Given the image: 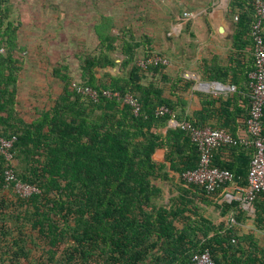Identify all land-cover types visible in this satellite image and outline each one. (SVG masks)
Here are the masks:
<instances>
[{"label": "trees", "instance_id": "1", "mask_svg": "<svg viewBox=\"0 0 264 264\" xmlns=\"http://www.w3.org/2000/svg\"><path fill=\"white\" fill-rule=\"evenodd\" d=\"M5 3L0 0V137L13 142L10 163L0 154V264H189L193 253L204 251L214 264H264V245L257 244L251 231L239 230L250 220L255 232L264 231V195L257 194L251 202V217L239 201L222 200L228 189H246L251 149L217 148L212 166L230 171L234 179L206 193L181 180L198 162L188 132L179 127L162 132L170 119L221 129L233 138L237 128H245L248 75L254 69L252 0H228L232 33L225 64H203L209 81L234 86L225 98L206 95L200 99V111L179 114L184 104L178 93L191 88L193 81L169 77L166 66L139 68L137 58L157 52L153 45L147 49L150 38L121 34L105 17L92 28L97 45L80 59V81L70 82L53 68L51 76L61 91L28 121L15 109L17 61L1 34ZM262 36L264 42V21ZM78 88L90 89L97 97ZM105 91L118 97L102 95ZM125 95L136 99V114L124 102ZM160 106L170 114L155 116ZM206 115L217 123L209 124ZM218 150L239 153L244 159L240 168L215 159ZM157 151H162L159 161ZM6 168L38 193L25 198L16 194L13 184L4 181ZM176 177L181 190L164 203L162 187ZM200 205L217 207L219 219L207 216ZM36 244L43 248L40 257L31 252Z\"/></svg>", "mask_w": 264, "mask_h": 264}, {"label": "rangeland", "instance_id": "2", "mask_svg": "<svg viewBox=\"0 0 264 264\" xmlns=\"http://www.w3.org/2000/svg\"><path fill=\"white\" fill-rule=\"evenodd\" d=\"M21 2L33 4L32 8L25 7V9L30 11V16L33 18L32 36L36 39L38 36L40 38L39 41L35 39L34 42H38L46 50L41 58L42 66H48L46 67L48 71L57 68L70 82L77 83L80 81L81 57L93 51L97 45V40L92 33L93 26L98 24L96 20L106 17L119 31L122 30L121 34L133 35L137 40L144 34L161 36V38L179 36V39L182 38L181 41L173 43V46L175 48L176 45L179 46L181 60L185 61L188 58L189 63H192L198 54L208 56L206 51L196 52L200 45L205 44L201 41L203 36L207 35L205 24L195 20V15L202 17L206 26L211 28L208 23V14L215 10L214 6L219 5L220 0H21ZM211 2H214V5H210ZM184 13L187 16H184ZM215 14L213 12L212 16ZM217 19L220 24L224 23L220 16ZM196 21L198 23L195 24ZM187 36L194 37L192 39ZM164 42V39L163 41L161 39L156 45L159 47V44L163 45ZM168 46L171 48V43H168ZM157 52L161 53L159 50ZM141 57L136 59V65ZM175 65L174 60L169 63L167 61L165 68L173 69ZM170 69L168 70L171 72ZM48 71L45 72L42 69L38 78L40 84L44 86V93L49 92L55 98L59 95L61 88L57 81L50 77ZM102 72L98 71L99 74ZM22 86L20 93L24 95L27 88ZM24 98L18 99L23 101ZM43 103L39 102L41 106ZM17 115L19 117L20 114ZM30 115L29 113L24 118L28 121ZM4 195L10 197L9 192H5ZM31 252L34 257H40L43 248L40 244H36L32 246Z\"/></svg>", "mask_w": 264, "mask_h": 264}, {"label": "crops", "instance_id": "3", "mask_svg": "<svg viewBox=\"0 0 264 264\" xmlns=\"http://www.w3.org/2000/svg\"><path fill=\"white\" fill-rule=\"evenodd\" d=\"M227 4H228V0H220L219 5L214 6L216 11L213 10L208 14L209 17L208 23L211 28L206 26L205 20L202 19V17L197 16L198 14L195 15V20L197 21L200 20L202 23L205 24L206 35H207V36H203V39L201 41L203 43L205 42V44L200 45L199 48L196 50V52L206 51L208 52L207 57L202 56V54H198L196 55L192 63H189L188 58L187 60L185 59V61H183L180 59L181 56H180L179 46L176 45V48L173 46V43L180 42L182 38L179 39V36H164V38H161V36L160 37L148 36L150 38V42L147 46V49H149L153 45L155 50L157 51L159 50L161 54H163V55L160 54L161 56L165 58L167 57L169 58V60L167 58L168 63L169 61L172 62V60H174L176 63L173 69L165 68V73L169 77H181L184 80L193 81V85L191 88L185 90V92L183 93H178V95L181 96L182 102L184 104L183 108L178 109V111H180L179 114L181 115L183 114L190 116L193 112L200 111L201 109L200 99L206 95L225 98L229 93L227 88L231 86L222 85L220 82H216V81H209V79L206 78V73L204 72L205 64L208 65L219 64L220 66H223L225 64L223 57L226 56L230 51V37H231L230 35L232 33V27H231V19L226 17ZM32 5H33L32 2H21V0H7V3H5L4 5L5 6L4 7L5 16L3 19L4 26L1 31L2 36H5L4 40L6 41V43L8 44V42H10L9 44L10 46H12L13 58L17 61L14 67L17 68L16 72H14V76L16 78L15 109L16 112L20 114L19 116L24 120H26L24 117H26V115H28L29 113L31 115L28 118L29 119L32 118V116L35 115L36 111L41 109V104H39V102L40 101L41 103L44 102L42 104L43 106L46 103L45 100L49 99L51 96L49 92L47 94L44 93V86L40 84V79L38 78V74L42 71V69L45 72L48 71L46 68L48 66H42V59H41L43 58V55H45L46 50L44 49V47L38 44V42H34L36 38L32 36L31 23L33 18L30 16V11L29 10L27 11L25 9V7L28 9L32 8ZM210 5H214V2H211ZM213 12L216 13L214 16H212ZM219 16L224 21L223 24L219 23L217 19ZM215 17L217 18L215 19ZM197 21L194 23L195 24L198 23ZM220 25L223 26L226 32L225 36H219L217 32V29ZM193 37L194 36H187V38H192V39ZM39 39L40 38L38 36L36 40L39 41ZM161 39L162 41L164 39L165 42L163 45L159 44L158 47L156 44H158V41ZM167 42L169 44L171 43V48L168 46ZM233 66L234 65H232V67ZM52 69L48 71L50 77H51ZM168 69H170L171 72ZM21 86L23 88L25 87L27 88L26 92H24L26 95L25 94L22 95V93H20ZM21 96L25 97L23 101L18 99V98L22 99ZM165 96L169 97L167 94H165ZM169 98L174 100V98L172 97ZM27 101L29 102L28 106H27ZM212 116H216V114H212ZM212 116L208 117L206 115L204 117L208 119L209 124L217 123V121ZM235 120L239 121L240 119L236 117ZM172 122L176 123L174 120H172ZM168 128H174V127L169 125V122H167V126L162 130V132H165V130ZM234 134L237 137L244 136L245 128L244 129L237 128ZM155 157L156 159H158V161L161 160L162 151H157ZM215 159H217L220 163H225V164L230 163L233 165V168H240V162L244 161L243 157L240 156L239 153L229 152L228 150L216 151ZM240 181L245 182V180L241 178ZM165 184L166 185H163L162 187V196H163L162 200L164 201V203L167 201L168 198L177 196L179 190H181V188H179L181 187V185L177 180V177L171 179L170 182H167ZM226 194L232 196V198L231 197L228 198V200L230 201L231 200L239 201V199L241 198V193L237 190L234 191L232 189H228V192H226ZM187 197L195 201L193 199L194 197L192 194H188ZM222 200H225L224 197ZM228 200L227 202H229ZM195 202L197 203V201ZM216 203L220 205L221 199L217 200ZM200 206L203 208L205 214L211 217L214 221H217L219 219L220 211L217 207H210L207 209L203 205ZM239 206L241 207L242 210L245 211L246 217L252 216L253 214L252 207H250V209L243 208L241 206V203ZM226 218H224V220ZM229 220L230 221L232 220L231 217L229 218ZM239 230L240 232L243 233H245L248 230L251 231L254 234V237L259 239L257 244L264 245V231L255 232L251 225L250 220H246L245 224H242Z\"/></svg>", "mask_w": 264, "mask_h": 264}, {"label": "built area", "instance_id": "4", "mask_svg": "<svg viewBox=\"0 0 264 264\" xmlns=\"http://www.w3.org/2000/svg\"><path fill=\"white\" fill-rule=\"evenodd\" d=\"M254 10V20L251 25L250 39L252 43V54L254 60V69L249 73L250 104L248 117L245 121V135L233 138L221 129H211L209 127L198 128L185 122L174 123L169 120V125L179 127L188 132L190 140L196 145L198 151L197 166L193 170L182 173L181 180L185 184L195 185L202 188L206 193L214 191L216 188L233 181V174L226 170L212 166L214 151L221 146H242L251 149L252 157L247 171V187L239 202L243 208L250 209L251 202L257 194L264 195V137L262 135V119L264 118V42L262 36V23L264 21V0H252ZM187 16V14H183ZM234 20L236 17L234 16ZM4 54L3 48H0V56ZM167 59L160 54L152 53L150 56L139 59L137 66L145 69L150 65H167ZM221 89V88H220ZM228 91H233L234 87H228ZM77 92L83 93L91 98H96V92L78 88ZM107 97H118L117 93L103 92ZM124 102L128 103L133 113L139 110V105L135 98L125 95ZM155 116L169 115L170 111L160 106L154 111ZM13 139L6 140L0 137V154L5 162H11L9 149ZM6 184H13L12 188L20 197H28L31 194L38 193L36 187L22 183L15 179L10 168L3 172ZM231 195L224 196L225 201ZM230 201V200H228ZM232 221V220H231ZM189 264H214L207 251L196 252L190 256Z\"/></svg>", "mask_w": 264, "mask_h": 264}, {"label": "water", "instance_id": "5", "mask_svg": "<svg viewBox=\"0 0 264 264\" xmlns=\"http://www.w3.org/2000/svg\"><path fill=\"white\" fill-rule=\"evenodd\" d=\"M217 32L221 36H225L226 35V32H225V30H224V28L222 26L218 27Z\"/></svg>", "mask_w": 264, "mask_h": 264}]
</instances>
